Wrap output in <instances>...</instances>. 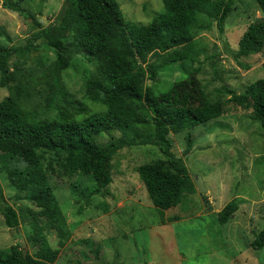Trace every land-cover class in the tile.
Returning <instances> with one entry per match:
<instances>
[{
	"label": "rangeland",
	"instance_id": "1",
	"mask_svg": "<svg viewBox=\"0 0 264 264\" xmlns=\"http://www.w3.org/2000/svg\"><path fill=\"white\" fill-rule=\"evenodd\" d=\"M5 1L0 0V45L8 47H25L36 21L42 27L59 24L66 4V0H27L23 4L26 14H21L4 7ZM118 2L125 18L137 23H149L165 10L162 0ZM260 20L264 13L256 0H234L224 31L213 18L209 29L196 33L202 51L190 73L175 64L161 70L155 80L146 81L169 113L223 102L224 111L217 119L171 133L173 151L184 158L192 177L203 178L205 194L195 184V191L188 192L177 206L164 211L156 208L136 170L143 163L166 158L153 144L120 150L114 157L109 194L95 195L89 203L72 196L70 183L93 186L91 176L60 178L50 172L70 230L63 243L55 230H45L51 245L59 249L53 264H264V248L255 250L251 245L255 233L264 228V133L252 110L230 101L228 92L243 94L249 84L264 78V46L260 49L245 38L249 25ZM34 45L36 49L18 51L10 60L11 70L27 87L22 104L31 117L54 116L56 107L74 108L78 101L92 112L101 109L85 98L86 81L95 71L93 63L75 54L72 66L54 80L48 74L54 50L43 40ZM2 75L0 67V79ZM13 84L0 87V101L11 93ZM188 133L193 149L185 154ZM120 135L118 131L105 133L99 140L106 143ZM0 186L19 216V225L9 227L0 210V250L19 245L35 254L32 211L39 208L11 185L1 169ZM236 196L246 202L226 224H219L217 212Z\"/></svg>",
	"mask_w": 264,
	"mask_h": 264
},
{
	"label": "trees",
	"instance_id": "2",
	"mask_svg": "<svg viewBox=\"0 0 264 264\" xmlns=\"http://www.w3.org/2000/svg\"><path fill=\"white\" fill-rule=\"evenodd\" d=\"M26 1L7 0L3 5L26 14L23 6ZM162 1L163 12L149 23H137L125 18L118 0H66L59 24L42 27L36 21L25 47L0 45L3 71L0 87L14 82L11 93L0 101V169L11 185L39 208L32 211L31 240L37 250L35 254L12 245L0 250V264H53L57 260L59 249L51 245L45 230H55L61 243L70 230L50 172L60 178L91 176L93 186L70 183L72 196L89 203L95 195L109 194L113 161L120 150L153 144L166 158L143 163L136 170L154 206L161 211L170 209L180 204L188 192L195 191L196 183L184 158L173 151L171 133L179 134L217 119L224 111L223 102L190 105L169 113L155 88L146 81L155 80L161 70L175 64L190 73L202 51L196 33L209 29L213 18L220 31H224L234 0ZM256 1L264 13V0ZM31 18L34 19L32 15ZM247 31L246 40L262 49L264 20L251 23ZM37 40H43L55 52V60L48 67L54 80L62 70L72 66L75 54L95 65L94 73L86 81L85 98L92 105H99L100 110L92 112L80 101L75 105L77 108L56 107L54 116L40 119L24 110L23 93L27 87L11 70L10 60L18 51L36 49ZM153 58L156 60L152 62ZM14 65L15 69L20 68L18 62ZM193 70L198 72L199 68ZM228 92L230 101L252 110L253 119L260 123L264 133V78L249 84L243 94ZM114 131L121 135L100 142V136ZM186 140L185 154H188L193 149L190 133ZM0 198L6 224L17 227L18 213L6 202L1 186ZM245 202L238 196L231 199L217 212L218 223L226 224ZM251 245L255 250L264 248V228L255 233Z\"/></svg>",
	"mask_w": 264,
	"mask_h": 264
},
{
	"label": "water",
	"instance_id": "3",
	"mask_svg": "<svg viewBox=\"0 0 264 264\" xmlns=\"http://www.w3.org/2000/svg\"><path fill=\"white\" fill-rule=\"evenodd\" d=\"M155 60H156V58H153V59H152V62L155 61ZM192 179H193L194 182L196 183L199 192H200L202 195L205 194V192L207 191V187H206V185L204 184L203 178H202L201 176L194 175V176L192 177Z\"/></svg>",
	"mask_w": 264,
	"mask_h": 264
}]
</instances>
